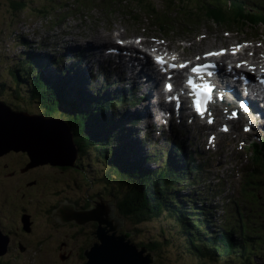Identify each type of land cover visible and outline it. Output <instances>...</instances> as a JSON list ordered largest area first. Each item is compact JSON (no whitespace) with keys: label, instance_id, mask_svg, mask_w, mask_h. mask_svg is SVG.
<instances>
[{"label":"rangeland","instance_id":"374dc122","mask_svg":"<svg viewBox=\"0 0 264 264\" xmlns=\"http://www.w3.org/2000/svg\"><path fill=\"white\" fill-rule=\"evenodd\" d=\"M189 2L191 4L190 6H192L193 9L188 8L187 10H185V13L193 18L199 17L198 14L194 13H198L196 10L199 11L198 6H201L200 4H209V1L207 0H190ZM165 3V0H126V2L122 3L115 0H0V91H2V94L0 95V103L5 108L3 109L0 107V119L2 120L1 115H6L9 118L14 115L25 119V121H31L34 126L37 127L36 123H41L37 118L34 119L31 116L34 115L35 117H40L42 114H44V111L55 109L59 110L57 115L60 116V118L65 120H67L68 118L65 110V104L64 106H55V103L57 102V95L55 94V92L59 88L54 89V91L51 90V87H55L56 84H59L60 86H62L63 84L66 89H68V86L66 85V83L64 84V81L62 79L54 80L53 74L48 72V68H43V70L48 73L47 81L49 83H53L49 84L46 81L41 80L42 83L39 84L40 89H38L39 102L35 99H32L30 89L33 91L34 89L30 87L28 82L27 84L24 82V80L26 79L25 69L27 68L28 63L34 65L36 68L40 63H43V61L40 57L38 60L36 58H32L31 52L44 53L49 51L55 57H61L62 54H66V52L68 53V48H72L75 46L81 47V45L88 47L89 45H91V43H94V40L97 38H102L101 40L107 42L109 45L113 44L111 43L113 42L112 37L116 39V35L118 33L126 31V35L128 37L138 39L139 37L145 36L148 39V42L156 41L158 44H161L160 46H166V44H168L172 48H176L180 53L174 52L173 56L180 55L184 57L196 58L197 54L199 53L207 51L211 48H218V44L226 45L229 43L237 45L244 42V40L248 38H256L250 35L251 33H254V31H251L249 29H239L240 33H242L241 35L235 33L234 37L231 36L232 33H230V35L228 36L229 39H223L222 41H220L218 36L223 35V32L226 33V29H221L218 27H212L211 29L209 28V25L204 24L207 29L203 28L201 33L209 32L211 36L209 40L205 41L202 44L203 46H207V49L200 46V44L196 48H193L194 50L186 47V45H182L184 40L181 39L189 40L194 38L196 35L191 33L184 34L186 31H188V29H175L181 33L180 35H178L176 31L172 32L171 29L168 28L167 31L170 34L168 35L169 38H167L166 41L164 37L166 36V32L162 34L164 36H161L158 33L161 23L155 20L154 17H147L148 13H158L160 16L162 14H166L168 16L177 14L178 9L174 11L175 8L166 12L164 8L166 7ZM19 4L23 6L21 9L19 8ZM195 4H198L197 7L194 6ZM224 7L227 6H222V8ZM205 11L206 13L204 14L209 13V15H204L206 17L218 18L219 20H223L224 22L230 20L227 17L230 14L228 13L230 9L221 11L219 5H217L216 7L210 6ZM130 12H132V15H128V13ZM143 13L147 14L144 16ZM39 17H43V19L47 22L41 23L42 19ZM156 18L158 19L157 16ZM162 18L163 20L165 18L167 19L166 16H163ZM168 20L171 22V20L174 19L171 18ZM190 22L197 23L196 20H191ZM54 23L55 25H53ZM50 31H52L53 34L57 35L56 38L49 39ZM63 31L70 34V36L66 38V40H68L67 42H65V40H63L60 35V33ZM259 33L264 34V29H260ZM24 34L28 36H25ZM156 37H159L160 42L156 40ZM23 38H25V40H23ZM107 40L112 41L109 42ZM35 43L38 44L39 48L35 46ZM254 46L255 48L257 47L256 43H254ZM248 48H252V45L248 46ZM85 54H89V57H91L90 61L95 60L92 51L86 52ZM244 54L246 58H248L253 56L254 52L244 51ZM58 62V64L54 63V65L57 66L52 69L57 70V72L60 73V77H63L65 79L67 77L65 75L67 72H70L73 75H77L78 72V79H82L81 74H83V66L80 62H78V60L71 59L70 61V59H68V56H65ZM115 66L116 65L105 66L106 70L102 68H99V70H97L98 66L95 67L93 74L96 78H93L92 82L88 80V84H90V87L89 85H85V92L90 95L85 99H82L83 103H86L85 101L93 103L94 97L96 98L99 93L101 97H103V95L107 93L102 75L104 72H106L108 79H119V75L114 71ZM16 70H20L21 75L17 76V79H21L20 81L17 80L14 75H12L15 74ZM79 71H81L80 74ZM29 77L30 75L28 73V79ZM84 80L87 79L84 78ZM102 83H104V87L102 90H100ZM3 84L5 85V87H2ZM117 86L118 85H114L113 88H116ZM124 86L125 84H123L121 87ZM130 86L134 88V91L131 90V96L135 99H137L139 95H145L144 87L140 88L139 93L138 84H131ZM88 91L91 93H89ZM82 101L81 99L78 100L77 105H79ZM150 101L151 99L139 100L137 106L131 107V109L128 108L127 102H122L121 105L126 106L119 108V110L116 109L115 115L117 116V118H122L124 114L133 115V113L136 111L146 112L147 109L150 111L152 110L150 107ZM4 102H6L8 105H6V103ZM118 105H120V103ZM83 113L84 111L82 112V114ZM149 121L150 123L152 122L151 119H149ZM137 124L138 126L136 127L130 124V127L138 130L137 132H140L141 135H144L142 136L144 137L143 141H145L146 137L147 140L150 137L149 140L150 143L154 145V150L166 149V146H164L163 143V138H159V134L157 137V132H155V134L153 135L147 133L148 122L139 121L137 122ZM42 125L46 126L45 123H42ZM186 125L188 138L193 140V135L190 133V130L194 128L198 129L200 127L198 124H192L191 119L188 120V124ZM27 126V122L26 124L22 122L15 123L14 130L18 133V128L23 127V129H26V133V131L28 130ZM58 127L54 125V128L59 132L61 127L59 125ZM90 127L91 134L93 136H96V138L93 139L91 143L87 142L86 144L85 139L80 140L77 134L74 137L73 130L69 128L65 129V127H63V131L71 132L73 144L74 146H77V150H85L84 153L79 152L80 156L78 159V169L67 171L64 167L59 166L61 165L60 163H56L57 165H55L51 162H42L43 160L40 161V158L36 159L35 155L38 152V144L40 143L41 147L42 145L45 146L43 150L46 152L47 139L50 140V136L49 138L46 137L44 139L41 137L37 138L36 140L25 136V139H29L32 149H28L26 151L21 150L18 153L11 154L5 158L4 162L11 163V168H13V171L16 172L14 173L11 171L7 174H13V177H15L14 179L9 180V182H14L17 186H25L29 184L34 185L36 180L38 184L37 186L33 187V192L36 193L39 187L44 190L43 191L41 189V194H45V196L42 197V205H30L24 200L27 206L30 209H35L39 212L42 208H52V205L60 204L59 207H61V203H65V201L67 200L69 204H74L75 211H86L93 206L89 202V199L94 197L95 200L96 196L100 195L98 192L102 193L104 196L113 195L119 215L127 222V224L125 222L123 228L115 230V237H118L119 235H125V231H134L135 236L132 238V241L130 236L126 238L124 242L127 243V240L130 239L129 244L136 247V249H138V251L140 252V243H163V249L165 250L164 253H161L160 257L156 255L157 261L152 264H212L210 262H206V259L202 257L196 259L192 255H190L186 249L183 250L182 247H186L188 239H185L182 244L179 241H176V239L183 238L181 236H177L178 226L175 223L176 221L172 219V217L175 219L179 218L177 222L182 223L181 219L183 218V213L179 209H181V207H183L184 209V204L187 201V203H189V205L195 211L194 212L192 210L195 215L196 213H198L204 217L209 218L210 220H214L213 211H215V209H213L212 211L211 205L215 203L217 199L213 198L211 195L207 196L208 190L205 189L206 183H199L197 180L191 179V182L189 184L186 180V169L181 165H178L176 167L173 165L172 171L169 170L167 172V175L172 172V174L176 173L177 175L181 176V179L178 180V186L180 187L181 195L183 196H167L164 190H162L161 194L155 193L146 200L137 201L138 199L134 200L123 189V186L126 187V179L121 176L120 182L122 185V189L118 188V191L123 190L121 192L112 191L111 185H105L107 190L97 187L94 189H90L88 183L83 178V170L80 163L83 162L84 165H87L86 162L90 161L88 160L87 156L93 159H103L105 157V145H102L103 140L99 138V135L101 136V133H107V130H101L98 126L90 125ZM87 128L89 130L88 125ZM81 129L82 126L80 124L75 126V131L78 134H80ZM180 129L181 128H179V130ZM40 135L41 133L39 134V137ZM133 136L139 140L142 139V137L138 136V134H134ZM61 139L64 143H66L67 138L65 135L62 136ZM228 141L229 140L224 142L228 143ZM233 147L234 144L232 148ZM232 148H223L222 152L225 154L224 160L227 161V154L229 153V151H232ZM99 149L101 153L103 152L102 157L98 155ZM206 155H208V153ZM232 156L234 159L231 163L228 164V167H230L231 169H234V165L238 169L241 163H246V165L250 164L249 162L247 163V161L249 160V157L247 155H245L244 160L242 159V153H234ZM33 158H35L36 160H34ZM56 159L59 160V157H57ZM68 159L69 157L66 156L65 160ZM210 159L211 164L214 163L215 155ZM160 160L163 159L151 161V169H153V171H155L157 168L163 167V165H166L168 168L173 163L172 161L176 160V157H169V160H163L164 163H160ZM32 162H36V164H32ZM86 169H88L87 166ZM120 169L125 172H129L131 170L135 171V168L125 163L120 164ZM227 170L228 169L226 168L224 170L210 169L207 173L208 182L214 181L218 183L219 179H227V177L232 174V171L229 170L228 172H226ZM259 171L261 172V175L256 180L259 183L257 184V192L264 199V168H261ZM189 175L191 176L192 174L189 173ZM199 175H197V177ZM159 177V175H156L157 179ZM157 183L158 182H152L151 187H153L154 185L157 186ZM144 186H147V184H144ZM225 188L226 186H224L223 189L225 190ZM10 191L14 192L13 189H10ZM105 198V202L113 200L109 199V197ZM152 198L155 199L153 208L156 209V211L150 213V215L152 216L151 221H149L148 223H142L143 213L139 210L150 206L149 201ZM134 208H136V212L138 213H136L137 215L135 216L132 215L131 212H127V209L132 210ZM122 211L125 215L121 214ZM163 213L165 215H163ZM45 214L41 212V215L38 216L39 226L41 230L45 232V235L40 238L35 235V237L32 239H26L27 235L19 231L13 236L14 239H10V241L13 242V245H9L8 248V251H10V253L7 252L4 258H0V264L8 260H10V264H19V257H21L23 254H26L28 256L29 261H31L32 264L88 263L89 258L87 259L83 257L82 259V253L85 254L86 250H88L92 246L94 247L95 243H97L98 245L102 244L100 240H90L89 238V236H91L90 234H93L95 233V231H97V228L99 227L98 221L85 222V224H88H84V227L78 228L75 227V225L71 221H69L71 223L67 226H59L51 217H49L48 212H46ZM191 216L192 218H195V216L193 217V214H191ZM236 216L237 215L235 214L233 217L234 221L236 219ZM203 220H206V218H203ZM216 220L217 219H215V221ZM253 222L256 221L252 220L251 230L253 232L250 235L255 239L252 240L253 244L251 245L252 259L248 260V262L249 264H264V226H257ZM112 226H114V221L112 222ZM105 227V224H101V228ZM53 228L55 230L52 231V234L55 235V238L49 242L42 240L49 239L47 232L51 231ZM222 228L223 226L220 225L216 231L221 230ZM76 230L79 231L80 236L76 235ZM106 230H109V227L106 228ZM113 233L114 231H112V233H109V235L111 236ZM180 233L183 234L182 232ZM24 239L28 243L32 244V247L28 253L19 252V244ZM27 248V244L23 243V245L21 246V250L26 251ZM53 251H55V253ZM64 252L66 254H69L71 252L72 254L71 256H63L64 254L60 255ZM11 254H14V256ZM144 257H146V254H144ZM210 260L213 261V259ZM214 264H240V261H237L236 258H230L228 260V263L221 260L216 261Z\"/></svg>","mask_w":264,"mask_h":264},{"label":"water","instance_id":"95a60500","mask_svg":"<svg viewBox=\"0 0 264 264\" xmlns=\"http://www.w3.org/2000/svg\"><path fill=\"white\" fill-rule=\"evenodd\" d=\"M0 107L5 109L4 106L0 103ZM1 110V109H0ZM2 120L0 119V156L4 154H8L11 152L18 153L19 151H24L28 149H32L30 145L29 139H25V136L31 138V134L39 135L42 130L46 129L49 133L50 140L47 139V151L41 153V155H35L36 159L43 160L42 162H51L52 164L57 165L56 163H60L59 166H72L76 160L77 151L75 150V146L73 144L72 135L70 132L63 131L62 123H54V120L45 119L43 116L35 117L32 115V118H37L41 123H36L37 127L31 121H25V119L11 116L10 118L6 115H1ZM28 123V130L25 133L26 129L23 127L18 128V133L14 130L15 123ZM42 123H45L46 126H43ZM61 127L60 131L54 128V125ZM58 124V125H57ZM52 125V126H51ZM59 128V127H58ZM66 129V128H65ZM29 135V136H28ZM66 136L67 141L64 143L62 141V136ZM33 139V138H31ZM72 149V150H70ZM69 157L68 160H65V157ZM59 157V160L56 159ZM63 157V158H62ZM36 160L35 158H33ZM38 160V161H39ZM54 162V163H53ZM32 164H36V162H32ZM96 201V199H95ZM61 203V202H60ZM105 206H99L98 204H94L91 208L86 211H75L74 204H69L67 200L65 203H61L60 209L65 210L62 220L64 222H69L74 220V218L79 219L76 223L85 224V222L89 221H98V219H103V221H98L99 227L97 228L96 234H90L92 237L97 236L102 239H99L102 243L98 245L94 244L95 249L86 250L85 255L89 258L87 264H152L155 262L156 257L152 254H146L147 250L145 248L141 249V252L136 249L133 245H130V239L125 243L126 238L132 236V233L126 232L125 235H119L115 237V230L119 228H123L125 224V220L119 215L115 199L104 202ZM71 210V211H69ZM79 212V218L77 217V213ZM74 217V218H73ZM119 220V221H117ZM62 221V222H63ZM114 221V226H112V222ZM63 222V223H64ZM79 224V225H80ZM101 224H105V228H101ZM109 227V230L106 228ZM115 228V229H114ZM109 231H114V233L109 236L107 233ZM104 233V235H103ZM8 237L3 236L0 231V256L6 250V246H8ZM91 240V239H90Z\"/></svg>","mask_w":264,"mask_h":264},{"label":"trees","instance_id":"16d2710c","mask_svg":"<svg viewBox=\"0 0 264 264\" xmlns=\"http://www.w3.org/2000/svg\"><path fill=\"white\" fill-rule=\"evenodd\" d=\"M118 1V0H115ZM121 2H126V0H119ZM140 1V0H138ZM209 1V0H207ZM213 2H209V4L205 3V4H200L201 6L199 7V11L200 13H194V14H198L200 15H209L208 14H201L203 11L207 10L210 6H214L216 7L217 5H219L220 9L222 8V6H225L227 3H225V0H212ZM233 2L239 3V1L237 0H232ZM165 11L168 12V10H172L173 8H175L174 11H176V9H178V11H185L187 10L188 6L190 5L188 0H165ZM187 2V3H186ZM222 3V4H221ZM179 6V7H177ZM240 8H243L242 5H239ZM206 13V12H205ZM181 16H187L188 14L186 13H179ZM192 14V15H194ZM158 19H160L161 21H163L162 17L155 14ZM165 16L168 19V15L165 14ZM189 18H191V16L189 15ZM166 19V20H167ZM71 92H73L77 97H79L82 101V99H85L87 96H89L90 94H87L85 92V89H81L79 91H77L76 89H72ZM69 92V94L71 93ZM39 91L37 89H35V94H38ZM72 95V94H71ZM73 96V95H72ZM84 96V98H83ZM74 101V104L76 105L75 101L78 102L77 98L75 97L74 99H72ZM96 99H94L93 103L87 102L83 103V101L79 104L76 105L77 106V114L79 115V117L77 116V118L75 119V121H71V124L73 125L72 127L75 129V126L80 124L82 126V129L80 130V134H78L76 132V134L79 136V139H85V144L87 142H92L93 139L96 138V136H93L91 134V127L90 125H95L98 126L101 130H104L108 127H110L111 125V119L113 120V115H109V108L110 105H107V103L105 105H103V102L100 101L98 103L95 102ZM118 101V100H117ZM111 104V103H110ZM93 106V107H92ZM92 109V110H91ZM84 111V113L82 114V112ZM87 125L89 126V130L87 128ZM111 128V127H110ZM172 171V169H171ZM163 176L166 175L165 173L162 174ZM174 175H177L176 173H174ZM156 176V173H155ZM162 177V176H161ZM163 178V177H162ZM155 178H153V180H155ZM143 184H147V185H151L152 183L150 182V180H142ZM162 182H158L157 184L161 186ZM158 190H155V192H157ZM141 195V192H140ZM145 200L147 198H149L150 196H152L150 193H143ZM149 195V196H148ZM173 201V200H172ZM155 204V199L152 198L149 201V205L143 209H140L139 211L146 215H148V213L146 212L147 209L148 212L151 211H156V209L153 208V205ZM129 208V207H128ZM182 209V208H181ZM181 209H179L181 211ZM131 212L132 215H137L138 213L136 212V208L132 209V210H128L127 212ZM128 212V213H129ZM137 213V214H136ZM179 219V218H178ZM176 219L175 221L177 222ZM195 219V218H194ZM196 220V219H195ZM183 221V231L185 234H187L188 236H190L188 238V242L186 246H191L193 245L198 239H229V244L230 245H226L223 244V247H230L229 249H227V254L228 256L231 255L232 253L235 252L234 248H237L235 241L232 239H238V237L235 234H230L228 235L227 233L223 232V231H212L209 226L205 223L197 225L194 220L187 218L185 216V219H182ZM156 246H154V244L150 247L151 251H158L157 249L160 247L159 244H155ZM217 247V246H216ZM221 246H218L215 250L216 253H218V251L223 248ZM153 248V249H152ZM244 249H242L243 251L247 250L248 251V247H243ZM222 251H224V249H222ZM200 256H203L202 253H198ZM216 254H210V259H215ZM217 257H219V255H217ZM83 258V257H82ZM5 263H1V264H10V261H4Z\"/></svg>","mask_w":264,"mask_h":264},{"label":"snow or ice","instance_id":"6c2138e0","mask_svg":"<svg viewBox=\"0 0 264 264\" xmlns=\"http://www.w3.org/2000/svg\"><path fill=\"white\" fill-rule=\"evenodd\" d=\"M208 55L215 56L217 54L216 53H209ZM156 63L158 65H160V66H163V60L161 58H159V57H157ZM172 67H175V66L173 65ZM180 67L183 68V67H186V65H180ZM212 67H215V65L197 66V67H193L192 68V72L194 74L200 75L202 77L203 73L206 72V69L207 68H212ZM237 67H240V65L238 64ZM207 74L208 75H213V73H211V72H209ZM187 83H188V86L193 90V92H195V94L198 97H207V96H209V94L212 91L211 86L208 85V84H202V85L195 84L193 82L192 77H189L188 78ZM166 87L168 88L169 91L171 90V86L170 85H167ZM194 104H195V110H196V112L198 114H200L201 116H203L205 109L202 108L201 101L200 100H197V101L194 102ZM240 108L245 113H247L248 110H249L248 107H245V104L244 103H241L240 104ZM232 116H233V118H235V116H236L235 112L232 114ZM209 123H211V121H209ZM224 130L226 131L227 129L225 128ZM245 130L247 131L248 129H245Z\"/></svg>","mask_w":264,"mask_h":264},{"label":"flooded vegetation","instance_id":"af4514ba","mask_svg":"<svg viewBox=\"0 0 264 264\" xmlns=\"http://www.w3.org/2000/svg\"><path fill=\"white\" fill-rule=\"evenodd\" d=\"M9 155H10V154H8V155H4V156H0V176L5 175V170H6L5 168H6V167H12L11 164H7V166H6V163L4 162L5 158L8 157ZM35 184H37V181H35ZM25 209H26V208H25V207H22L21 205H18V206L15 208V213H16L17 215H19L18 218H17V223H21L22 216H23L25 213H28ZM29 215L31 216V218L34 217V214H33L32 212H30ZM10 217H11V214H10V216L8 217V221H10ZM10 222H11V221H10ZM32 222H33V229H30L28 232H29L30 234H31V233H34L38 238L43 237V236L45 235V232L41 230V228H40V226H39V223L35 226V225H34V220H33V218H32ZM73 224H74V223H73ZM86 224H88V223H86ZM86 224H85V225H86ZM74 225H75V224H74ZM85 225H82V226L75 225V227H77V228H78V227H84ZM21 229H22V227H21ZM37 229H39V230H37ZM22 230H23V229H22ZM53 230H55V229L53 228L51 231L47 232V233H48V237H49V239H42V240L47 241V242L53 240V239L55 238V237H54L55 235L52 234V231H53ZM10 235H12V234L10 233ZM76 235L79 236V231H78V230H76ZM23 243H26V244H27L28 248L26 249V251L29 252L30 249H31V247H32V244L28 243L25 239L20 243L21 246L23 245ZM82 257H84V253L82 254ZM19 259H20L19 264H27V263H28V256H27L26 254H23L21 257H19Z\"/></svg>","mask_w":264,"mask_h":264},{"label":"bare ground","instance_id":"6f19581e","mask_svg":"<svg viewBox=\"0 0 264 264\" xmlns=\"http://www.w3.org/2000/svg\"><path fill=\"white\" fill-rule=\"evenodd\" d=\"M79 27V26H78ZM77 28V27H76ZM70 30V29H69ZM72 30V29H71ZM68 31V30H67ZM64 32V31H63ZM19 34V33H18ZM25 35V34H24ZM26 36V35H25ZM117 38H122V37H124V36H126V31H123V32H121V33H118L117 34ZM27 38V37H26ZM95 38V37H94ZM97 38V37H96ZM99 40H101L102 38H98ZM63 43V42H62ZM107 43V42H106ZM105 43V45H107ZM27 44V43H26ZM76 45H78V44H76ZM81 48H85L83 45H81ZM87 49H89V50H92V45H89L88 47H87ZM66 51V50H65ZM64 52V51H63ZM59 53V52H58ZM63 59V58H62ZM71 61V60H70ZM107 63H109L108 61H106ZM75 64V63H74ZM94 63H93V61H90V65H93ZM71 65V64H70ZM76 65H78V64H76ZM82 65V64H81ZM66 66H69V65H66ZM76 67V66H75ZM70 68V67H69ZM81 68V67H80ZM67 70V69H66ZM75 70V69H74ZM80 70V69H79ZM73 72V71H72ZM75 74V73H74ZM62 75V74H61ZM94 78H96V77H94ZM78 91V90H77ZM41 99V98H40ZM93 107V106H92ZM147 109V108H146ZM152 109V108H151ZM92 110V109H91ZM107 134V133H106ZM144 134V133H143ZM29 136V135H28ZM31 136V138H33V139H37V138H49V133H48V131L46 130V129H44V130H42L41 131V135H40V137H39V135L37 136V135H33V134H31L30 135ZM150 138V137H149ZM149 138H148V140H149ZM152 138V137H151ZM149 142H150V140H149ZM157 142V141H156ZM155 144H157V143H155ZM43 148H45V146H43L42 145V147H41V145H40V143L38 144V152H37V154L36 155H41V153L43 152ZM24 151H26V150H24ZM164 159H168V156L166 155L165 156V158ZM161 162H163V160H160ZM48 163V162H47ZM54 163V162H53ZM164 163V162H163ZM48 165V164H47ZM179 165V164H178ZM164 167H165V165H164ZM77 171V170H76ZM163 172H165V171H163ZM153 173L155 174V172L153 171ZM209 201V200H208ZM107 202V201H106ZM109 202V201H108ZM210 202V201H209ZM108 228V227H107ZM96 232V231H95ZM109 233H112V231H109ZM11 255H13L14 256V254H11ZM87 255H85L84 254V258H87L86 257ZM88 259V258H87ZM86 260V259H85Z\"/></svg>","mask_w":264,"mask_h":264}]
</instances>
